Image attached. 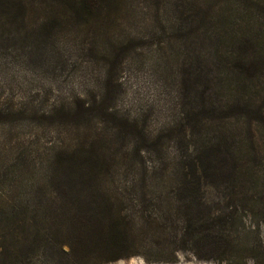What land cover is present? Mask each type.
I'll list each match as a JSON object with an SVG mask.
<instances>
[{
    "label": "trees",
    "instance_id": "obj_1",
    "mask_svg": "<svg viewBox=\"0 0 264 264\" xmlns=\"http://www.w3.org/2000/svg\"><path fill=\"white\" fill-rule=\"evenodd\" d=\"M34 1L0 0V20L9 23L8 27L0 22V38L11 40L7 28L17 29L26 3ZM47 1L59 3L83 25L94 19L101 26L107 24L115 12L113 0ZM207 1L213 3L209 15L201 12ZM255 11L264 13V0H188L175 5L171 38H188L194 43L202 33L207 38L214 36L216 43L211 46L213 51L208 45L202 50L195 70L202 86L197 96L192 94V73L180 85L184 110L177 128H171L172 121L161 124L151 140L152 134L143 125L138 127L137 120L130 123L113 117L109 94L117 87L113 81L128 50L124 47L103 56L108 74L103 75L105 94L76 102L68 117L75 125L102 122L120 135L132 131L139 152L153 150V167L148 163L143 171L177 175L181 183L169 210L148 213L144 201L139 207L127 203L115 187L106 185L104 178L109 184L114 180L113 163L83 155L57 158L50 165L61 178L59 186L55 183L57 201L50 200L40 209L10 213L13 222H31L23 235L30 243L22 250L14 246L11 252L16 257L5 264H34L39 255L43 264L125 260L137 254L132 251L134 227L127 219L144 222L145 238L150 241L153 237L159 254L188 252L213 264H264V31L252 20ZM217 21L229 25L223 29L215 26ZM50 22L49 27L53 25ZM250 92L254 99L244 97ZM210 121L218 128L213 138L203 134ZM226 140H231V145L221 144ZM169 142L173 143L172 155L165 148ZM151 225H155L153 233ZM17 228L15 224L10 233L15 242L25 227L22 231Z\"/></svg>",
    "mask_w": 264,
    "mask_h": 264
},
{
    "label": "rangeland",
    "instance_id": "obj_2",
    "mask_svg": "<svg viewBox=\"0 0 264 264\" xmlns=\"http://www.w3.org/2000/svg\"><path fill=\"white\" fill-rule=\"evenodd\" d=\"M113 1L115 12L101 26L96 19L83 25L59 3L35 0L26 3L17 29L7 28L11 40L0 38V264L16 257L11 252L14 246L22 250L30 243L23 235L31 222H13L10 213L14 209H40L50 200L57 201L55 183L59 186L61 178L50 167L57 158L83 155L113 163L114 180L109 184L104 178L106 185L115 187L127 203L139 207L144 201L148 213L167 211L176 199L175 188L181 185L178 176L153 175V170L146 174L142 167H153V150L139 152L132 131L120 135L102 122L75 125L68 117L76 102L105 94L103 75L108 74L103 56L124 47L128 50L113 81L117 87L113 86L109 94L113 117L130 123L137 120L138 127L143 125L152 134L151 140L161 124L172 121L171 128H177L184 110L180 85L192 73V94L200 92L201 79L195 70L204 46L215 45V37L200 33L194 43L188 38H171L176 25L175 5L188 0ZM210 5L207 1L201 12L209 15L213 3ZM252 20L264 31V13L253 12ZM50 21L53 25L49 27ZM0 22L9 24L4 18ZM227 25L217 21L215 26L224 29ZM253 96L250 92L244 97ZM216 125L207 122L203 134L216 137ZM226 143L231 145V140L221 144ZM172 145L165 143L170 155ZM127 220L134 227L132 251L137 254L108 264H213L188 252L159 254L153 237L150 241L145 238L148 231L144 222ZM15 224L19 231L25 227L16 242L10 235ZM150 228L153 233L155 225ZM35 260L34 264L44 263L41 255Z\"/></svg>",
    "mask_w": 264,
    "mask_h": 264
}]
</instances>
